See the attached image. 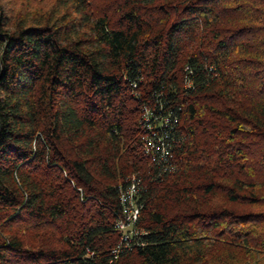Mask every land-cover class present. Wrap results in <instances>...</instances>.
Returning a JSON list of instances; mask_svg holds the SVG:
<instances>
[{
  "label": "trees",
  "instance_id": "obj_1",
  "mask_svg": "<svg viewBox=\"0 0 264 264\" xmlns=\"http://www.w3.org/2000/svg\"><path fill=\"white\" fill-rule=\"evenodd\" d=\"M53 1L0 0V264H264V0ZM143 104L177 120L174 173Z\"/></svg>",
  "mask_w": 264,
  "mask_h": 264
},
{
  "label": "built area",
  "instance_id": "obj_2",
  "mask_svg": "<svg viewBox=\"0 0 264 264\" xmlns=\"http://www.w3.org/2000/svg\"><path fill=\"white\" fill-rule=\"evenodd\" d=\"M187 87L191 86L187 82ZM141 141L144 156L152 166L158 167L164 173H174L177 169L174 146L172 145V130L177 120L162 106L143 104L140 110ZM140 187L137 177H132L126 187L120 186L119 200L122 206V217L116 221V227L121 231V243L115 254L130 243L138 231L134 229L140 216L141 207L138 204Z\"/></svg>",
  "mask_w": 264,
  "mask_h": 264
},
{
  "label": "rangeland",
  "instance_id": "obj_3",
  "mask_svg": "<svg viewBox=\"0 0 264 264\" xmlns=\"http://www.w3.org/2000/svg\"><path fill=\"white\" fill-rule=\"evenodd\" d=\"M3 1H9L10 5H12V8L14 9V11H19L22 7H23V0H3ZM35 2H33L34 4L31 6L32 8H39L42 10H47L49 7H51V5L54 4L53 0H41V1H37L34 0ZM38 2V3H37ZM18 13V12H17Z\"/></svg>",
  "mask_w": 264,
  "mask_h": 264
}]
</instances>
